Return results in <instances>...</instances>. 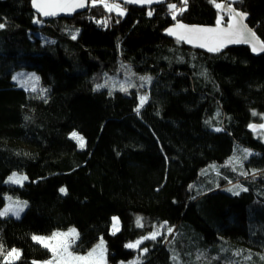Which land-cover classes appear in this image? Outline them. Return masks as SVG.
Masks as SVG:
<instances>
[{
  "label": "trees",
  "instance_id": "obj_1",
  "mask_svg": "<svg viewBox=\"0 0 264 264\" xmlns=\"http://www.w3.org/2000/svg\"><path fill=\"white\" fill-rule=\"evenodd\" d=\"M223 1L122 15L91 3L44 21L32 0H0V212L8 194L28 202L19 218L0 215V264L50 259L33 237L70 228L78 253L104 238L110 264H264V142L250 130L264 115V54H209L166 34L177 22L228 24ZM169 5L184 10L173 18ZM234 6L264 41V0ZM20 70L40 87H20ZM121 77L135 82L114 86ZM14 172L27 181L7 183Z\"/></svg>",
  "mask_w": 264,
  "mask_h": 264
},
{
  "label": "snow or ice",
  "instance_id": "obj_2",
  "mask_svg": "<svg viewBox=\"0 0 264 264\" xmlns=\"http://www.w3.org/2000/svg\"><path fill=\"white\" fill-rule=\"evenodd\" d=\"M34 7L43 14L44 16L56 15L57 11H75L77 8L85 7V0H32ZM98 0H92V3L95 5ZM102 2V0H101ZM125 2L130 3H152L153 0H125ZM185 6L187 5V0H183ZM217 8H223V4H216ZM109 11L113 9L117 10L121 15L123 11L120 9L119 4H108L104 3ZM169 8L173 9V18H175L176 12H182L184 9H176L175 5H169ZM228 12L231 15V20L227 28H221L219 25L221 23L222 17L217 20V27L215 28H201V27H189L183 24H177L176 28L183 31L177 33L173 29H168L169 34L177 35L179 40H186L189 43L194 41H199L201 47H208L209 51H219L226 44L230 43H251L252 51L254 52H264V42H260L255 36V33L251 32L246 25L242 23L243 19L246 17V13L235 12L230 6L228 7ZM149 15L152 13L149 12ZM39 20H36L35 23H39ZM4 25L0 24V27ZM75 38V37H73ZM17 79V77H13ZM145 98H141L143 102ZM252 128H256V125H250ZM260 128H264V125H259ZM72 138L77 140L81 148L84 147L83 137L79 134L73 132ZM10 180L20 183L26 177H16L13 174ZM62 193L66 192L65 188H61ZM19 210H22L19 209ZM19 210L16 211V214L19 215ZM8 211H13L11 206L3 212H0V215H5ZM113 229L114 232L118 230V220L113 218ZM139 224V219L137 221ZM171 231V229H169ZM156 233L152 234L151 237H143L142 239H155ZM78 237V233L75 229H69L67 233H53L51 237H38L34 236L33 239L37 240L44 247L49 248L53 254L51 261L46 262V264H102L104 260V244L103 240L101 243L96 246L91 252L86 256L74 255L69 249L71 244L75 242V239ZM140 241H137L136 244H129L127 247H136ZM9 257L18 258L19 253L16 249H13L8 253Z\"/></svg>",
  "mask_w": 264,
  "mask_h": 264
},
{
  "label": "rangeland",
  "instance_id": "obj_3",
  "mask_svg": "<svg viewBox=\"0 0 264 264\" xmlns=\"http://www.w3.org/2000/svg\"><path fill=\"white\" fill-rule=\"evenodd\" d=\"M91 3H92V0H91L90 4ZM97 3H102V4L108 3L110 5H112V4H119L120 5V9L123 11V14H125V9L126 8H125V6H123L124 4H121V3L117 2L116 0H113V1H110V0H102V2H101V0H98ZM113 11L119 13L115 9H113ZM14 76L17 77V79H15V80L13 79V80L20 87H23V88H26V89H29V90H36V89H38L40 87V77H39L38 73H36L35 71L20 70V71H17L16 73H14ZM138 80L142 81L141 79H138ZM133 82H135L134 79H133V77H130V78L121 77L119 80H117V83H116V80H115L114 83H113V85L114 86H119V87H123V86L124 87H127L129 85H132ZM143 91L144 90L138 91L139 101H140V105L141 106L144 105L147 102V100H148V95L147 94L145 95ZM142 97L145 98L143 100V102L141 101V98ZM255 124L264 125V115H261V117H259V122L258 121L257 122H254V125ZM253 132H254V135L257 138L261 139L264 142V128H258V129H256ZM75 133L79 134L78 132H75ZM79 136L82 137V135H80V134H79ZM71 137H72V135H71ZM83 140H84V138H83ZM84 142H85V140H84ZM13 174H15V176L18 177V178H20V177H26V179H23L20 183H16V182H14V181H12V180L9 179L10 177L13 176ZM26 181H27V176L25 174L19 173V172L12 173L11 175L8 176V178L6 180V182L9 183V184H15V185H19V186L23 185ZM238 186H240V185L238 184ZM5 200H6V204L4 205L3 209L1 210V212L5 211L10 206L13 209V211H8L5 215H1L2 217H16V218H19V217H21L23 215V213L25 212V210H26V208L28 206V202L25 199H22V198L13 196L11 194L6 195L5 196ZM21 208H22V210H19ZM17 210H19V215L16 214V211ZM115 218H117V217H115ZM117 220H118V230L114 232V229H113V223L114 222H113L112 223V227H111L112 233H116L120 229V221H119L118 218H117ZM70 229H75L76 232L78 233V237L75 239V242H76L78 240V238H79V231H78L77 228H70ZM68 231H69V229L68 230H57L54 233H57V232H59V233H67ZM161 231H162V228L161 227H158L155 230V232H153L152 234L156 233L158 235V234L161 233ZM171 233H173L172 230L171 231H169V230L167 231V234L168 235H170ZM52 234H50V235L37 234L35 236H38V237H51ZM152 234H150V237H151ZM101 240H103V244H104V260H103L102 264H110L108 262V260H107V250H106V242H105V239L102 238ZM101 240L98 243H96V245H94L89 251H87L85 253H78L77 251L73 250V248H72V245L73 244H71L69 250L74 255L86 256L89 252H91L94 248H96L97 245H99L101 243ZM35 241L38 242L37 240H35ZM138 241H140V243L136 247H134V248H138L142 244V240H138ZM38 243H40V242H38ZM133 244H136V242L133 243ZM16 250H17L18 253H20V250L19 249L16 248ZM52 258H53V256L50 259H48V260L35 262V264H46V262L51 261ZM16 259L17 258H13V257H9V256L7 257V261L8 262H15ZM122 264H124V263H122ZM127 264H135V262L134 263L133 262H130V263H127Z\"/></svg>",
  "mask_w": 264,
  "mask_h": 264
},
{
  "label": "water",
  "instance_id": "obj_4",
  "mask_svg": "<svg viewBox=\"0 0 264 264\" xmlns=\"http://www.w3.org/2000/svg\"><path fill=\"white\" fill-rule=\"evenodd\" d=\"M117 2L121 3V4H124V5H129V6H136V7H139V8H152L154 6H159V5H162V4H166L167 0H153L152 3H130V2H125V0H116ZM237 0H224L223 2H221L220 4H223L224 7L223 8H220V10L225 13V14H229L228 12V7L230 6L232 9L235 10V12H241V11H238L235 6H234V3L236 2ZM90 2L91 0H85V7L83 8H77L75 9V11H71V12H67V11H57L56 15H49V16H44L43 14H41L40 12H38V10L34 7L33 5V2H32V7L34 9V11L39 14L42 19L44 21H49V20H55V19H61V18H67V19H72L75 15L77 14H81V13H84L86 12L88 9H89V6H90ZM243 13V12H242ZM230 15V14H229ZM248 19H249V16L246 14V17L243 19L242 23L244 25L247 26L248 29L251 30V32L255 33V36L258 38V40L260 42H264L259 36L258 34L256 33V31L251 28V26L249 25L248 23ZM231 20V15H230V19H229V22ZM228 22V24H229ZM183 24V25H187L189 27H192V26H195V27H201V28H215L217 27V25H202V24H189V23H184V22H177L175 24H173L171 27H169L168 29H173L175 32L179 33L183 30L181 29H178L176 28V25L177 24ZM228 24L224 25V24H220L219 26L221 28H227L228 27ZM168 29L166 30V34L172 38V39H176L182 43H184L185 45L189 46V47H192V48H195V49H198V50H201V51H204L206 53H209V54H217V53H221L223 52L226 48H231V47H236V46H240V45H245V46H249L252 50V44L251 43H230V44H226V46L222 47L219 51H216V52H213V51H209L208 50V47H201L200 46V42L199 41H194L192 43H189L187 42L186 40H179L178 39V36L177 35H172V34H169L168 32ZM252 53L254 55H261V54H264V52H254L252 51ZM257 127L254 129V128H250V130L252 131H255L256 129L260 128L258 124H255Z\"/></svg>",
  "mask_w": 264,
  "mask_h": 264
},
{
  "label": "built area",
  "instance_id": "obj_5",
  "mask_svg": "<svg viewBox=\"0 0 264 264\" xmlns=\"http://www.w3.org/2000/svg\"><path fill=\"white\" fill-rule=\"evenodd\" d=\"M110 1H113V0H110ZM124 6V5H123Z\"/></svg>",
  "mask_w": 264,
  "mask_h": 264
}]
</instances>
